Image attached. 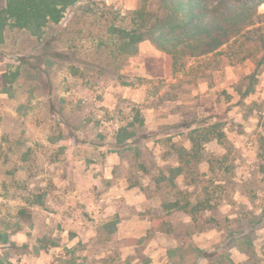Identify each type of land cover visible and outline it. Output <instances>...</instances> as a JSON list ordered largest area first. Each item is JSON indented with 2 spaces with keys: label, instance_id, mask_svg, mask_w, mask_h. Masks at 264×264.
<instances>
[{
  "label": "rangeland",
  "instance_id": "obj_1",
  "mask_svg": "<svg viewBox=\"0 0 264 264\" xmlns=\"http://www.w3.org/2000/svg\"><path fill=\"white\" fill-rule=\"evenodd\" d=\"M140 8L159 0L4 33L0 264H264V50L239 38L163 74L150 42L111 35Z\"/></svg>",
  "mask_w": 264,
  "mask_h": 264
},
{
  "label": "trees",
  "instance_id": "obj_2",
  "mask_svg": "<svg viewBox=\"0 0 264 264\" xmlns=\"http://www.w3.org/2000/svg\"><path fill=\"white\" fill-rule=\"evenodd\" d=\"M83 0H5L0 7V44L7 30L27 31L40 37L49 24ZM264 0H159L157 12L144 8L126 12L130 27L110 26L117 50L133 53L138 44L150 42L166 57V68L176 71L185 58L201 59L224 54L239 38L257 40L264 50ZM264 62H257L253 74ZM193 142V139H192ZM175 205L168 204L166 209Z\"/></svg>",
  "mask_w": 264,
  "mask_h": 264
},
{
  "label": "crops",
  "instance_id": "obj_3",
  "mask_svg": "<svg viewBox=\"0 0 264 264\" xmlns=\"http://www.w3.org/2000/svg\"><path fill=\"white\" fill-rule=\"evenodd\" d=\"M160 70H161V69H160ZM160 70L157 71V72H155V73L160 74V73H161ZM165 70H166V65H163V67H162V73H163V74H165ZM157 74H156V75H157ZM149 75H151V73H149ZM153 76H155L154 73H153ZM157 76H158V75H157Z\"/></svg>",
  "mask_w": 264,
  "mask_h": 264
}]
</instances>
